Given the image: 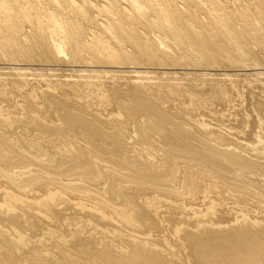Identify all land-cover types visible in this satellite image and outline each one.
<instances>
[{
	"label": "bare ground",
	"instance_id": "1",
	"mask_svg": "<svg viewBox=\"0 0 264 264\" xmlns=\"http://www.w3.org/2000/svg\"><path fill=\"white\" fill-rule=\"evenodd\" d=\"M0 64V264H264V0H0Z\"/></svg>",
	"mask_w": 264,
	"mask_h": 264
},
{
	"label": "rangeland",
	"instance_id": "2",
	"mask_svg": "<svg viewBox=\"0 0 264 264\" xmlns=\"http://www.w3.org/2000/svg\"><path fill=\"white\" fill-rule=\"evenodd\" d=\"M0 66H6L5 64H0ZM57 68H60V67H57ZM62 69L64 68V67H61ZM24 128H26V127H24Z\"/></svg>",
	"mask_w": 264,
	"mask_h": 264
}]
</instances>
